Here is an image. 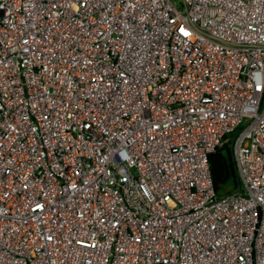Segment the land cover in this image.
<instances>
[{
	"label": "built area",
	"instance_id": "2783aa9c",
	"mask_svg": "<svg viewBox=\"0 0 264 264\" xmlns=\"http://www.w3.org/2000/svg\"><path fill=\"white\" fill-rule=\"evenodd\" d=\"M0 264H264V0H0Z\"/></svg>",
	"mask_w": 264,
	"mask_h": 264
},
{
	"label": "trees",
	"instance_id": "16d2710c",
	"mask_svg": "<svg viewBox=\"0 0 264 264\" xmlns=\"http://www.w3.org/2000/svg\"><path fill=\"white\" fill-rule=\"evenodd\" d=\"M235 132L229 133L228 139L208 155L211 180L218 195L232 192L240 186L231 149V139Z\"/></svg>",
	"mask_w": 264,
	"mask_h": 264
}]
</instances>
